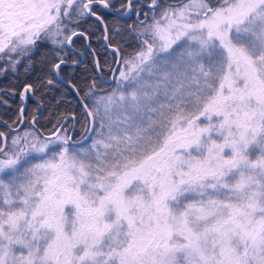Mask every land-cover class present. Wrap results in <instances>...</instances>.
I'll use <instances>...</instances> for the list:
<instances>
[{
  "label": "snow or ice",
  "instance_id": "snow-or-ice-1",
  "mask_svg": "<svg viewBox=\"0 0 264 264\" xmlns=\"http://www.w3.org/2000/svg\"><path fill=\"white\" fill-rule=\"evenodd\" d=\"M105 9L135 17L132 52ZM89 20L114 86L47 134L4 124L0 264H264V0H0V76L51 86L76 40L99 71Z\"/></svg>",
  "mask_w": 264,
  "mask_h": 264
},
{
  "label": "trees",
  "instance_id": "trees-1",
  "mask_svg": "<svg viewBox=\"0 0 264 264\" xmlns=\"http://www.w3.org/2000/svg\"><path fill=\"white\" fill-rule=\"evenodd\" d=\"M105 17V22L109 25V40L108 42L114 47H119L122 55L133 51L136 46L134 37L128 31V25L133 24L135 17H118L116 13L105 9L102 13ZM142 18V17H141ZM113 26L119 30V34L113 38ZM81 29H89L88 36L91 42L92 49L95 50V55L100 59V70L103 78L107 79L112 76V71L105 66L104 61L107 59L108 64L113 69V63L117 57L110 49L106 50L105 42L100 39L104 34L102 27L95 21L89 20L86 24L81 25ZM74 47L79 55L69 53L68 62L62 67L59 76L55 79L51 86L40 85V68L37 66L31 72L25 74L21 71L17 75L11 73L0 76V119L5 123L16 126L13 121L17 120L21 115V106L24 100H21V93L27 84H33L34 95H29L28 101L23 108L24 124H29L33 117H36L42 110L41 115L36 117V125L45 133L52 128L55 123V118L58 114H66L74 112L79 118V113L83 110L80 106V99L77 97L74 90L69 87L66 81L72 82L82 97L85 94V86L89 80L96 78L98 87L109 89L114 85L110 83H100L98 70L93 65V54L86 50L87 45L83 40H76ZM85 53V58L79 63L70 64L69 62L79 61L82 57L81 53ZM118 67V66H117ZM37 85H40L37 87ZM6 90V91H5ZM86 103L88 102L85 99ZM0 130L6 134L8 129L4 127V123L0 121ZM73 139H80V129L77 125V131L73 133Z\"/></svg>",
  "mask_w": 264,
  "mask_h": 264
},
{
  "label": "water",
  "instance_id": "water-1",
  "mask_svg": "<svg viewBox=\"0 0 264 264\" xmlns=\"http://www.w3.org/2000/svg\"><path fill=\"white\" fill-rule=\"evenodd\" d=\"M82 55H84L83 53H82ZM84 57V56H83ZM83 57L79 60V61H77V63H79V62H81L82 60H83ZM70 64H74L73 62H69ZM117 64H115V66H114V68L113 69H115V68H117ZM98 75H99V77H100V75H101V70H100V68H99V71H98ZM103 77V76H102ZM113 78V72H112V76H111V78H108V79H105V78H103V80L104 81H110L111 79ZM67 82V84L68 85H70V84H72V85H74L72 82H69V81H66ZM77 89V88H76ZM75 93H76V95H77V97L80 99L82 96L80 95V93L79 92H77V91H74ZM31 95H32V93H31ZM27 101H28V94H26V98L24 99V104L21 106V109L23 110V108L25 107V105H26V103H27ZM85 103H86V101H84ZM44 111V107H43V105H42V110H41V112L37 115V116H39V115H41V113ZM36 116V117H37ZM25 120V118H24V116H23V121ZM0 121L2 122V123H4L5 124V122L4 121H2L1 119H0ZM9 125V124H8ZM11 126V125H10ZM37 126V125H36ZM12 127H16V126H12ZM38 127V126H37ZM41 129V128H40ZM42 130V129H41ZM43 131V130H42ZM47 134V133H46ZM71 135H72V139H73V133H70ZM74 140V139H73Z\"/></svg>",
  "mask_w": 264,
  "mask_h": 264
},
{
  "label": "flooded vegetation",
  "instance_id": "flooded-vegetation-1",
  "mask_svg": "<svg viewBox=\"0 0 264 264\" xmlns=\"http://www.w3.org/2000/svg\"><path fill=\"white\" fill-rule=\"evenodd\" d=\"M82 53H83V52H82ZM83 54H84V55H82V57L84 56L83 58H85V53H83ZM82 57H81V58H82ZM29 95H31V93H28V96H29ZM31 96L33 97V94H32ZM0 131H3V130H0Z\"/></svg>",
  "mask_w": 264,
  "mask_h": 264
}]
</instances>
